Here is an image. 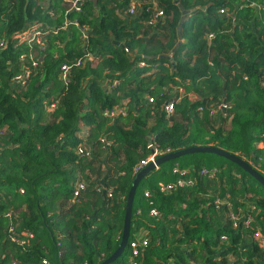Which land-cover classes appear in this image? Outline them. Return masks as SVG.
<instances>
[{
  "label": "trees",
  "instance_id": "trees-1",
  "mask_svg": "<svg viewBox=\"0 0 264 264\" xmlns=\"http://www.w3.org/2000/svg\"><path fill=\"white\" fill-rule=\"evenodd\" d=\"M68 2L0 0V264L108 258L148 143L215 146L264 177V0ZM33 26L39 41L27 43ZM174 168L193 185L161 191ZM109 264H264V186L213 153L160 164L139 181L127 245Z\"/></svg>",
  "mask_w": 264,
  "mask_h": 264
},
{
  "label": "built area",
  "instance_id": "built-area-1",
  "mask_svg": "<svg viewBox=\"0 0 264 264\" xmlns=\"http://www.w3.org/2000/svg\"><path fill=\"white\" fill-rule=\"evenodd\" d=\"M68 10H75L77 12H79L81 10V7H80V2L82 0H68ZM134 12V7L131 6L130 8V13H133ZM220 12L221 13H224L226 12V9H220ZM164 13L160 10V9H157L155 10V13L153 15V17L150 19V23H154L156 19H159L161 17H163ZM39 31H37V29L33 26L31 27V29H29L26 34H25V38L27 40V43H31V42H35V41H39ZM209 37H212V34H209L208 35ZM126 50V49H125ZM127 51V50H126ZM32 54H31V58H32ZM88 60H93L92 56H88L87 57ZM82 62L81 59H78L76 61V64H80ZM35 64V62H33V65ZM140 66H146L145 63L143 62H140L139 63ZM69 70H70V65L68 63H63L60 67V78L62 80V82L64 84H66L68 82V76H69ZM29 73V69H25L24 70V73L22 75H17L15 76V81H19L20 83H24L26 78H27V75ZM115 84V83H114ZM228 106L226 104H220L219 105V108H223V109H226ZM173 108V103H167L165 105V111L167 113H169ZM111 114H113L114 112L113 111H110ZM117 113H121L123 114L124 113V109L122 108H117ZM0 133H2V131H0ZM147 148L150 150V153L148 154V156L142 160L136 167H135V171H139L141 168H143L144 166H146L149 162H154L156 158H158L159 156H163L165 154H168V153H171V151L169 149H160L158 146H156L154 143H148L147 145ZM79 152H82L81 149H79ZM214 171L215 170H212V169H201L200 170V173L201 174H204L205 176H208V177H213L214 175ZM173 172L174 173H177L179 174V176L176 178V181L174 183H167L165 185H162L160 187V190L163 191V192H167L169 191L171 188L175 187V186H179V187H185V186H191L193 185L194 181L193 179H183L181 178L182 175L186 174V171L185 170H179L178 168H174L173 169ZM85 188V183L78 180L74 186H73V190H74V197H78L79 196V192L80 190L84 189ZM151 194H150V191L148 190H145L144 191V196L145 197H149ZM214 203L216 205H219V204H223V202H221L220 200H215ZM150 214L151 215H158L159 212L156 208H152L150 210ZM8 216V214H5ZM13 231V228L10 227L9 228V232L12 233ZM225 237H222V239H224ZM12 240L18 242V243H23V241H19L17 240L16 238L14 237H11ZM147 245V239L144 237V235H140L139 237L135 238L134 240H132V242L130 243V252H131V258L132 257H135L139 254V251L140 249L139 248H143Z\"/></svg>",
  "mask_w": 264,
  "mask_h": 264
},
{
  "label": "water",
  "instance_id": "water-1",
  "mask_svg": "<svg viewBox=\"0 0 264 264\" xmlns=\"http://www.w3.org/2000/svg\"><path fill=\"white\" fill-rule=\"evenodd\" d=\"M187 12L188 11H185L183 12V14H186ZM148 58H152V56H148ZM192 153H213L218 156H222L230 160L231 162L237 164L239 167H241L244 171H246L248 174H250L253 178H255L260 184L264 186V177L257 170H255L252 166H250L248 163H246L238 156L215 146H192L165 154L163 156H159L158 158L155 159L154 162H149L146 166L141 168L135 175L125 202V214L123 219V231H122L121 241L118 247L116 248V250L108 258L103 260L100 264H109L113 262L117 257L121 255V253L123 252L124 248L127 245V241L129 237L130 221H131L132 204L139 181L149 172H151L154 169H157L160 166V164L166 161L175 160L183 155H188Z\"/></svg>",
  "mask_w": 264,
  "mask_h": 264
},
{
  "label": "crops",
  "instance_id": "crops-1",
  "mask_svg": "<svg viewBox=\"0 0 264 264\" xmlns=\"http://www.w3.org/2000/svg\"><path fill=\"white\" fill-rule=\"evenodd\" d=\"M124 103H125V100H121V101H120V106H121V105L124 106ZM116 109H117V108H116ZM116 109L113 110V112H115L114 114H117ZM87 130H88V129H87V127H86L85 125H83L82 123L79 124V134H80L81 136H84V135L87 133ZM257 146H258V147H262V143L258 142Z\"/></svg>",
  "mask_w": 264,
  "mask_h": 264
}]
</instances>
